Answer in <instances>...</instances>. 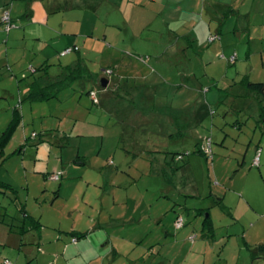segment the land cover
Wrapping results in <instances>:
<instances>
[{"label": "rangeland", "instance_id": "374dc122", "mask_svg": "<svg viewBox=\"0 0 264 264\" xmlns=\"http://www.w3.org/2000/svg\"><path fill=\"white\" fill-rule=\"evenodd\" d=\"M243 9L253 10V18L238 23L234 17L228 50L218 49L220 39L209 46V37L207 48L184 39L178 43L170 31L159 49L140 45V36L127 39L130 45H115L122 51L108 53L122 54L124 65L135 61L144 67L138 81L126 71L114 77L100 60V79L65 84L44 101H30L23 92L34 77L30 63L44 62L40 42L29 38L26 46L8 44L16 64L13 70L1 69L18 78L7 80L10 91L0 88V136L15 108L22 121L0 151V221L5 218L0 233L6 224H22L23 206L44 226L43 244H30L26 237L22 249L12 254L0 244V264L6 259L27 263L30 246L35 252L29 264H68L69 254L60 253L57 241L76 246L70 233L75 222L92 231L81 244L100 247L92 264H251L264 244V93H242L240 82L244 76L264 82V0H245ZM19 22L28 24L25 18ZM3 28L7 39L11 32ZM81 41L86 55L89 50ZM176 49L184 53L173 55ZM153 50L166 55L153 57ZM140 56L151 61L142 63ZM49 61L51 75L66 74L59 50ZM153 70L158 74L147 80ZM103 77L110 80L109 87L101 85ZM151 79L162 82L158 94L156 87L147 94L126 92L125 83ZM91 91L97 92L98 103ZM157 102L163 107L149 109ZM173 111L179 113L175 120ZM208 138L213 158L198 151L209 146ZM80 158L86 162L79 163ZM164 158L169 161L165 170ZM54 162L50 175H60L59 180L46 178L49 170H34L35 164L43 168ZM178 218L185 220L182 228L176 226Z\"/></svg>", "mask_w": 264, "mask_h": 264}, {"label": "crops", "instance_id": "0c3cea01", "mask_svg": "<svg viewBox=\"0 0 264 264\" xmlns=\"http://www.w3.org/2000/svg\"><path fill=\"white\" fill-rule=\"evenodd\" d=\"M244 1L245 0H108L111 5L107 6L103 0H100V2L98 0H0V88H3L5 92L10 91L8 89L7 80L10 79L12 81L18 78V74L10 73L11 77H9L7 76V72H3L1 69L4 67L5 69L8 68L13 70V63L16 64V58H14L15 56L11 57L9 54L10 50L8 49V44L12 41H18L17 44L19 45H15L16 47H21V45L26 46L25 43L29 38L40 42V52L44 55V62L41 66H35L30 63V65H32L33 68H36L37 71H34V74H32L34 77L30 76L32 80L29 81L23 90L26 95L29 93L30 83L35 78H39V81L46 85L65 75L61 76L62 74H50V66L52 65L49 61L50 55H53L58 50L60 51L62 58H64L67 63L61 64V69H65L64 71L66 74L69 67H75L76 65L82 63V65L88 70V78L99 77L100 74H98L96 69L100 66L101 60L103 65L104 63L105 65L108 63L107 66H102L107 73L109 70L113 71L112 75L117 72L121 73L126 71L127 73H130L131 76H134V78H137V81L140 78V72L143 71L144 67L142 69H140V67L138 68L135 61L128 63L126 61L124 65V61L121 58L122 54L108 53V50L112 48L122 51L115 45L120 44V42H124L127 46L129 44V42H126L127 39L133 40L140 36L141 39H143L138 42L140 45L159 49V47L163 45V40L168 37V32L170 31V36L172 38L177 37L176 39L178 43L183 42L181 40L184 39L190 43L193 42L192 44H197L207 48L208 44L210 46L216 42L214 41L208 43V37L215 33L220 36L219 39L221 43L218 49L222 48L224 50H228V46L231 43L228 33L230 32V25L232 20H234V17H237L236 19H238V23L244 17L253 18V10L251 12H247L243 9ZM7 9H9L8 11H10L12 20L18 24V27L15 28L13 32L11 30L8 31L11 33L7 34L9 38L5 39L1 17L3 12L5 10L7 11ZM114 9H116L118 13ZM107 13L117 14L118 17L112 18L111 16H108L105 18L104 15ZM24 18L28 24L23 27L21 26L19 20L22 21ZM169 21L171 22L169 23ZM102 36L103 39L100 38ZM143 36H145V38ZM82 38L84 43L83 45L89 50L86 55L83 54V46L79 44L82 43ZM10 45L11 47L14 46L12 44ZM69 47H74V50L63 54V52ZM168 51L169 50H166V52ZM174 52L175 54L173 55H177L179 52L184 53L183 50L177 52V49ZM93 54H96L97 57L94 60L91 58ZM163 55L166 54L159 55L157 54V50H155V52L153 50V57L156 56V58H159L163 57ZM149 57L146 58L144 56H140L137 58L142 63L145 62L148 64L147 60L151 61V58L149 59ZM90 62H93V64H91L92 66H90ZM113 64L114 68L111 67ZM42 66H47V70L41 71L40 68ZM22 73L25 75L24 72ZM150 73L151 74H149V76H146L147 80H149L154 73L158 74L157 70H153ZM115 76L117 75H114V77ZM159 76L163 82L161 75ZM113 80L115 81L114 78ZM162 82L153 81L151 79L150 82H138V85H132L128 82L124 85L127 88L126 92L130 94L135 92L147 94V92L149 93L153 91L152 89L155 87L156 90L154 93L158 94L159 84H162ZM109 85L107 87H109ZM117 88H121V84L118 85ZM241 92L249 95L252 94L251 91L245 89V87H242ZM155 100L157 101L156 98ZM161 107H163L162 103L159 104L157 102V104H154V107L151 106L149 109L153 110ZM176 114L179 113L176 111L172 112L171 117L173 120L177 118ZM13 115L14 111L8 124L12 121ZM195 115L196 112L194 113V117ZM43 149L48 152L46 148ZM41 155L40 151L38 152V156L35 154L36 160L40 159ZM162 163L163 165L161 168L164 170L167 169L169 166L168 158H164ZM35 166L36 168H34V170L36 172H45L49 170L48 172H45V177L50 178V170L53 171L56 169L57 163L54 162V164H49V166L43 168L38 167L37 164H35ZM2 219L3 220L0 222L5 223V218ZM20 221L22 224L24 223L23 220ZM22 224H6L7 230L0 233V244H3L4 247L7 248L4 249V251L7 250L6 253L12 254L15 249H22V245L26 244V237L31 239L30 244H43L42 229L44 224L40 228L32 229L30 228L29 223H25V233H21L20 226ZM72 228V232H88L87 236L81 238L83 240L87 237L89 238V234L92 233L90 228L86 229V231L82 230L83 228H81L76 222ZM32 231H37L39 235L31 236L30 234L33 233L30 232ZM72 232L70 233L74 236V238H76L75 241L78 240L76 246H73V243H67L65 246L60 239L57 241V244H60V253L63 251V254H69V259L71 261H69L68 264H92L94 260L96 262L98 260L96 250H100V247L97 249L84 243L81 244L83 241L80 242L79 240L81 239H77L78 234L74 235ZM37 239L39 241H37ZM39 246L40 245H38V247ZM30 247L31 248L27 249L29 260L27 263L25 262V264H29L30 259L34 256L35 249L33 246ZM78 255L82 256V259H80ZM256 258L258 261H256ZM251 259V264H264V248L262 249L259 246L258 249H256V252L253 253ZM25 260L26 258L24 261Z\"/></svg>", "mask_w": 264, "mask_h": 264}, {"label": "trees", "instance_id": "16d2710c", "mask_svg": "<svg viewBox=\"0 0 264 264\" xmlns=\"http://www.w3.org/2000/svg\"><path fill=\"white\" fill-rule=\"evenodd\" d=\"M24 1H31V0H24ZM3 23V22H2ZM74 49V47H72ZM36 69V68H35ZM40 70H47V66H42ZM37 69L35 70V72ZM34 73V72H33ZM88 77V70L85 66L82 65V63L76 65L75 67H69L67 74H65L63 77L59 78L58 80H55L53 82H50L49 84H42L39 81V78H35L30 83V90L29 93L26 95V98L30 101H44L49 100L52 97H55L58 95L61 88L66 84H72L74 81L78 79H83ZM240 84L244 85V87L249 91H257L260 94L264 93V82H256L252 81L249 76H244L241 80ZM261 97V96H260ZM262 105V104H261ZM261 116L264 118V107L261 106ZM22 116L18 108H15L13 119L6 128V130L3 131L2 135L0 136V151H4V147L7 144V141L12 137L15 129L21 125ZM200 147V146H199ZM200 153L205 154L201 148L198 149ZM0 152V153H1ZM185 154V153H182ZM206 155V154H205ZM208 157V156H207ZM184 159V157L182 158ZM81 160V159H80ZM179 161V160H178ZM79 163H85L86 159L82 158V161H79ZM22 211L25 213V217L23 218V224L20 226L21 233H25L26 225L25 223H29L30 228L36 229L40 228L43 223L40 219L35 218L31 214L28 213L26 210V207H22ZM210 217V215L207 216V220ZM177 221V220H176ZM185 225V223H184ZM182 228V227H181ZM72 234H78L77 239H81L88 235V232H82V233H76L72 232ZM260 248H264V245H260Z\"/></svg>", "mask_w": 264, "mask_h": 264}, {"label": "built area", "instance_id": "2783aa9c", "mask_svg": "<svg viewBox=\"0 0 264 264\" xmlns=\"http://www.w3.org/2000/svg\"><path fill=\"white\" fill-rule=\"evenodd\" d=\"M2 22L5 25V29L7 31L12 30V28H17L18 27V24L15 23L12 20V17L10 15V11H8V10L5 12V14L3 16V19H2ZM219 38H220L219 34H215V33L211 34L209 36V42H214V41H216ZM72 50H74V49L72 47H69L63 52V54L69 53ZM230 58H231V60H235L236 55H232ZM32 70L35 71V68L32 67ZM109 72H112V71L109 70ZM90 93L92 95V98H93L94 102L98 103L99 99H98L97 92L96 91H91ZM34 135H36V134L34 133ZM208 145L209 146H207L206 144H203L202 146H200V148L208 157H212L213 158L212 139L211 138H208ZM182 158H183V155H179L178 159H182ZM50 178L53 179V180H59L61 178V176L57 175V174H53V175H51ZM184 223H185L184 218H178L177 221H176V226L178 228H181V227L184 226ZM191 239L194 240L195 236H192ZM5 264H14V263L11 260L6 259L5 260Z\"/></svg>", "mask_w": 264, "mask_h": 264}, {"label": "water", "instance_id": "95a60500", "mask_svg": "<svg viewBox=\"0 0 264 264\" xmlns=\"http://www.w3.org/2000/svg\"><path fill=\"white\" fill-rule=\"evenodd\" d=\"M101 85L103 87H107L109 85V80L107 78H102L101 79Z\"/></svg>", "mask_w": 264, "mask_h": 264}]
</instances>
